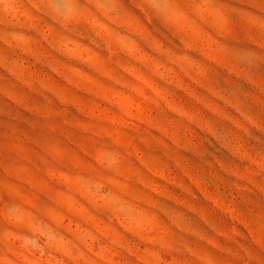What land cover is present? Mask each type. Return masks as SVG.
Returning a JSON list of instances; mask_svg holds the SVG:
<instances>
[{
	"label": "rangeland",
	"instance_id": "rangeland-1",
	"mask_svg": "<svg viewBox=\"0 0 264 264\" xmlns=\"http://www.w3.org/2000/svg\"><path fill=\"white\" fill-rule=\"evenodd\" d=\"M0 264H264V0H0Z\"/></svg>",
	"mask_w": 264,
	"mask_h": 264
}]
</instances>
